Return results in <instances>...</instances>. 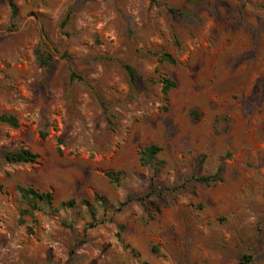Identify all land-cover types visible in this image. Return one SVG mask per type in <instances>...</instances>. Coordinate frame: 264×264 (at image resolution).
Segmentation results:
<instances>
[{
  "label": "rangeland",
  "instance_id": "rangeland-1",
  "mask_svg": "<svg viewBox=\"0 0 264 264\" xmlns=\"http://www.w3.org/2000/svg\"><path fill=\"white\" fill-rule=\"evenodd\" d=\"M156 1L0 0V264H264V0Z\"/></svg>",
  "mask_w": 264,
  "mask_h": 264
},
{
  "label": "trees",
  "instance_id": "trees-1",
  "mask_svg": "<svg viewBox=\"0 0 264 264\" xmlns=\"http://www.w3.org/2000/svg\"><path fill=\"white\" fill-rule=\"evenodd\" d=\"M151 3H154L158 5L159 3L156 0H150ZM12 18H15L18 14V9L16 7V4L14 3V0H9ZM167 10L170 13H174L178 15L179 17H185L187 13L181 9H177L174 7H167ZM43 46L37 50V57L39 59V63L43 67H48L51 62L54 59V54L52 50H50L47 45L42 40ZM158 58L161 62H168V63H175L174 57L168 53V52H162L157 54ZM124 69L126 71V74L128 76V79L132 86H136V79H137V71L135 68L129 64L124 65ZM72 76H76L75 73L72 74ZM162 87L164 92L170 91L172 88L175 87V82L169 78H162ZM0 121L8 123L10 125L16 126L17 120L14 116L11 115H0ZM110 121V119H108ZM161 147L157 144H151L143 148V150L140 152V163L143 167H152L154 171V175L150 180V191L148 192V195L160 193L162 190L156 187L155 177L159 171V166L157 163V155L161 151ZM3 156L6 160L14 161V162H31L34 161L36 156L29 151H21L17 153H4ZM110 175V174H109ZM111 178H114L115 176L110 175ZM217 177L216 176H198L195 177V179L201 183L209 184L213 181H215ZM177 189V188H174ZM17 192L20 194L23 201L27 204V208L23 210V214L33 215L35 211H46L49 213H55L58 212L60 209L65 208H71L75 206L74 200H68L65 202H61L58 206L54 205V199L53 195L49 191H38L34 189L33 187H25L21 185L16 186ZM167 190V189H165ZM164 190V191H165ZM97 200L102 201L105 203V199L103 196L96 195ZM86 203V202H85ZM87 204V203H86ZM91 217L94 220V222L90 223L87 228H92L100 223H102V220H97L95 217V212L91 211ZM252 256L249 254H244L243 257L240 259V264H247L251 261Z\"/></svg>",
  "mask_w": 264,
  "mask_h": 264
}]
</instances>
